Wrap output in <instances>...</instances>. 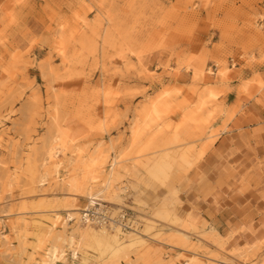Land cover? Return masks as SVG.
Returning a JSON list of instances; mask_svg holds the SVG:
<instances>
[{
	"label": "rangeland",
	"instance_id": "rangeland-1",
	"mask_svg": "<svg viewBox=\"0 0 264 264\" xmlns=\"http://www.w3.org/2000/svg\"><path fill=\"white\" fill-rule=\"evenodd\" d=\"M263 3L0 0V264H264V233H219L176 188L214 138V84L264 67ZM107 181L135 221L118 236L81 220Z\"/></svg>",
	"mask_w": 264,
	"mask_h": 264
},
{
	"label": "crops",
	"instance_id": "crops-1",
	"mask_svg": "<svg viewBox=\"0 0 264 264\" xmlns=\"http://www.w3.org/2000/svg\"><path fill=\"white\" fill-rule=\"evenodd\" d=\"M240 66L236 64L239 71L231 70L228 81L214 84L222 90L220 108L205 131H215L214 138L199 139L195 148L203 153L176 188L182 212L244 242L264 233V67L256 74ZM187 76L182 73L181 82ZM192 177L220 183L212 194L206 184L193 185Z\"/></svg>",
	"mask_w": 264,
	"mask_h": 264
},
{
	"label": "built area",
	"instance_id": "built-area-1",
	"mask_svg": "<svg viewBox=\"0 0 264 264\" xmlns=\"http://www.w3.org/2000/svg\"><path fill=\"white\" fill-rule=\"evenodd\" d=\"M264 9V3L261 5ZM264 16V11L259 14V17ZM214 68L216 65L213 66ZM114 210L111 206L106 203H97L90 206L86 211L83 212V221L89 220L95 225H104L110 227V225L117 224L121 230H128L135 226V221L128 211L120 209L119 211L113 213Z\"/></svg>",
	"mask_w": 264,
	"mask_h": 264
},
{
	"label": "bare ground",
	"instance_id": "bare-ground-1",
	"mask_svg": "<svg viewBox=\"0 0 264 264\" xmlns=\"http://www.w3.org/2000/svg\"><path fill=\"white\" fill-rule=\"evenodd\" d=\"M201 69V68H200ZM198 70V71H201V70ZM214 94V92L210 89V90H208V95L209 96H211V95H213ZM58 138L56 137L55 139H53V141L50 143V145H49V148H48V152H47V160L49 159H51V158H53V157H55L56 155H57V152H58V140H57ZM67 147V146H66ZM76 149H78V148H76ZM80 150V149H79ZM116 163V160L114 161V163L113 164H115ZM58 164L59 163H55L54 164V167H55V169H58ZM46 166V165H45ZM44 167V166H43ZM110 171H112V166H111V170ZM110 175H108V176H111V173H109ZM45 179L43 178V177H41L40 179H39V183L41 184L43 181H44ZM109 182L107 181V182H105L104 184H102V185H100V188H98V189H96V190H93L92 189V187H88V191H87V197H88V199H89V201H88V203L86 204V206L84 207V208H81V210H82V212H81V220L83 219V212L84 211H86L90 206H93V205H95V204H97V203H102L100 200H102L103 199V196H102V194L104 193V192H106V190H108V188H109ZM83 222H85V223H88L86 226L88 227L90 224L92 225V223L89 221V220H84ZM90 225V226H91ZM93 225H95V224H93ZM97 226H104V225H97ZM105 227V226H104ZM110 234H112L113 236H118V234H120V227L117 225V224H111L110 225ZM89 232H94V230H90L89 229ZM134 242H140V243H143L144 242V240H143V238H141V237H137V238H133L132 239V243H134ZM50 251V254H49V259L51 260V261H53L54 260V258H56V256H55V254H54V249H52V250H49ZM211 259V258H210Z\"/></svg>",
	"mask_w": 264,
	"mask_h": 264
},
{
	"label": "snow or ice",
	"instance_id": "snow-or-ice-1",
	"mask_svg": "<svg viewBox=\"0 0 264 264\" xmlns=\"http://www.w3.org/2000/svg\"><path fill=\"white\" fill-rule=\"evenodd\" d=\"M258 24L262 31H264V16L258 18ZM192 39H196V32L195 29L192 30ZM243 90V86H242ZM189 176H192V173H189ZM191 183L195 186L207 185L208 188L211 190V193L214 194L216 190V186L220 183V181L211 180L208 177H200L199 182L197 177H192Z\"/></svg>",
	"mask_w": 264,
	"mask_h": 264
}]
</instances>
